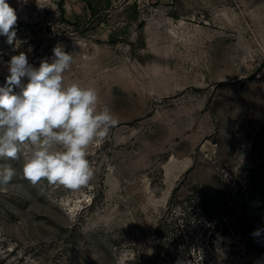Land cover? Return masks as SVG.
<instances>
[{
	"label": "rangeland",
	"instance_id": "1",
	"mask_svg": "<svg viewBox=\"0 0 264 264\" xmlns=\"http://www.w3.org/2000/svg\"><path fill=\"white\" fill-rule=\"evenodd\" d=\"M8 3L0 86L59 44L119 123L80 190L0 188V264H264V0Z\"/></svg>",
	"mask_w": 264,
	"mask_h": 264
},
{
	"label": "clouds",
	"instance_id": "2",
	"mask_svg": "<svg viewBox=\"0 0 264 264\" xmlns=\"http://www.w3.org/2000/svg\"><path fill=\"white\" fill-rule=\"evenodd\" d=\"M17 22L16 9L0 0V36L14 48ZM52 53L38 68L24 52L8 61L9 74L0 86V188L23 179L33 186L46 181L53 190H80L94 176L89 147L119 123L110 108L99 107L94 87L65 82L73 52L58 44Z\"/></svg>",
	"mask_w": 264,
	"mask_h": 264
},
{
	"label": "trees",
	"instance_id": "3",
	"mask_svg": "<svg viewBox=\"0 0 264 264\" xmlns=\"http://www.w3.org/2000/svg\"><path fill=\"white\" fill-rule=\"evenodd\" d=\"M175 189H176V188H175ZM175 189H174V190H175Z\"/></svg>",
	"mask_w": 264,
	"mask_h": 264
}]
</instances>
